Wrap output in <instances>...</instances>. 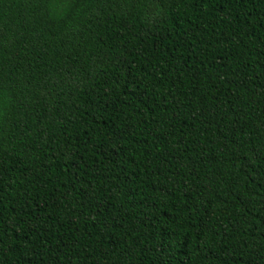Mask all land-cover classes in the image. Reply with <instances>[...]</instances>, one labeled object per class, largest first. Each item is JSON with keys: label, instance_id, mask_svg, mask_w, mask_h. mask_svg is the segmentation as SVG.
Masks as SVG:
<instances>
[{"label": "trees", "instance_id": "1", "mask_svg": "<svg viewBox=\"0 0 264 264\" xmlns=\"http://www.w3.org/2000/svg\"><path fill=\"white\" fill-rule=\"evenodd\" d=\"M0 264H264V0H0Z\"/></svg>", "mask_w": 264, "mask_h": 264}]
</instances>
